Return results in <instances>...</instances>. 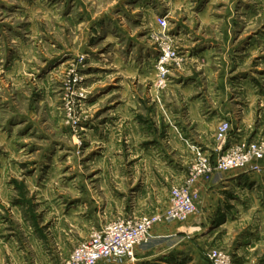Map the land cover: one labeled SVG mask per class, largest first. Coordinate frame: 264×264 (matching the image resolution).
Segmentation results:
<instances>
[{
	"label": "rangeland",
	"instance_id": "1",
	"mask_svg": "<svg viewBox=\"0 0 264 264\" xmlns=\"http://www.w3.org/2000/svg\"><path fill=\"white\" fill-rule=\"evenodd\" d=\"M196 79L198 93L210 80L230 104L242 140L264 142V0H0V264H63L94 229L159 212L199 154L215 161L217 135L215 157L171 141L181 130L166 108H180L175 91ZM159 142L187 160L185 182L165 185ZM253 188L229 189L232 239L218 222L162 264H212L213 248L234 261L253 224L264 237ZM262 241L245 261L264 264Z\"/></svg>",
	"mask_w": 264,
	"mask_h": 264
},
{
	"label": "crops",
	"instance_id": "2",
	"mask_svg": "<svg viewBox=\"0 0 264 264\" xmlns=\"http://www.w3.org/2000/svg\"><path fill=\"white\" fill-rule=\"evenodd\" d=\"M197 81V79L191 80L190 83L185 86H179L180 90L175 91L178 95L176 102L178 104L181 103L180 108H174L173 106L166 108L169 112L174 114L176 122L179 123L178 128L181 130L180 133L172 134V132H170L171 141L175 144L174 149H177L180 153L185 150L186 153L191 155L192 151L189 146H187L186 141L193 139V141L203 144V146L208 149V153H210L212 157H215V150L217 147L215 132L222 120L228 119L232 124L230 142L244 139L247 134H242V128L237 127V124L234 123L228 115L230 104L221 98L219 92L215 93L210 89L212 82L206 80L205 83L208 91L206 94H200L197 89ZM209 99L210 101H208ZM166 101L167 97L165 96V102ZM147 118L148 123L145 125L154 131V127L157 125L156 120H152L149 113ZM169 130L172 131V129ZM156 145L159 149L158 153L160 154L157 156V161L162 166V169L169 174L167 176L161 175L164 177L165 185L171 187L172 185L185 182L188 175V168L186 167L187 160L182 159L183 156L180 158L178 154H170L167 150V145L163 142H159ZM253 164L259 165L261 169L254 170L251 165H249L245 168L226 172H215L209 179L201 178L192 188V191L199 196V214L191 215L185 222L165 221L156 224L151 232V243L137 249L136 255L138 260L143 263L157 262L159 264H162L163 261H169V258L166 257L167 254H171L170 251L175 248V252L178 253L177 246L179 243L186 242L188 239L192 240L210 236L212 226H218V222L221 223L222 226H227V228H229L228 238L230 237V239H232L234 236H231L229 231L240 218H236L235 209L228 204L231 200V192L229 189L235 186L243 192L247 190L248 184L252 182L254 188L251 190L250 194L258 196L260 200H264V158L254 161ZM161 176L158 175L159 182H161ZM166 195V200L162 202V205L165 206L162 207L161 210L169 205L170 199L168 198V192ZM263 205L259 209L261 210L260 215L264 218ZM252 226L253 228L249 231L250 234L246 235L244 244H241L237 252L233 253L234 261L237 264L248 263V261H245V259H247V255L244 252L246 251L245 247L255 249L263 242V236L262 238L251 236L252 232L256 231L257 224H253ZM173 234H179V236L176 235L175 244L171 248L165 249L162 255H160V253L152 254L154 249H157V246L165 243ZM171 256L174 257V254ZM174 258H176V256ZM99 264L119 263L100 262Z\"/></svg>",
	"mask_w": 264,
	"mask_h": 264
},
{
	"label": "built area",
	"instance_id": "3",
	"mask_svg": "<svg viewBox=\"0 0 264 264\" xmlns=\"http://www.w3.org/2000/svg\"><path fill=\"white\" fill-rule=\"evenodd\" d=\"M160 24L165 27L167 22L161 18ZM231 131L230 120H222L216 131L217 139L222 145L219 156L213 161L199 154L188 184L171 189L169 205L165 209L139 218L114 220L100 229H94L89 238L81 242L63 264L133 261L136 259L138 246L148 241L156 224L184 221L199 213V196L191 188V184L197 179L210 178L215 172L245 168L249 165L254 170H260V166L253 162L264 158V142L242 139L230 142ZM209 257L212 264H237L219 249H210Z\"/></svg>",
	"mask_w": 264,
	"mask_h": 264
}]
</instances>
